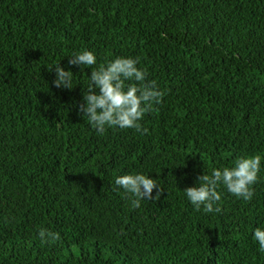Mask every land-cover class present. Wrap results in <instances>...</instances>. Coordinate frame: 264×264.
<instances>
[{
	"label": "trees",
	"instance_id": "1",
	"mask_svg": "<svg viewBox=\"0 0 264 264\" xmlns=\"http://www.w3.org/2000/svg\"><path fill=\"white\" fill-rule=\"evenodd\" d=\"M139 58L164 92L139 123L103 135L78 112L91 68ZM73 89L52 83L55 65ZM53 67L52 71L51 68ZM261 156L250 201L220 213L183 190ZM164 189L133 209L115 178ZM156 190H153L155 196ZM264 0H0V264H264ZM40 228L59 232L41 244Z\"/></svg>",
	"mask_w": 264,
	"mask_h": 264
},
{
	"label": "clouds",
	"instance_id": "2",
	"mask_svg": "<svg viewBox=\"0 0 264 264\" xmlns=\"http://www.w3.org/2000/svg\"><path fill=\"white\" fill-rule=\"evenodd\" d=\"M69 65L91 68L87 89H83V103L77 105L78 112L86 117L89 124L103 135L108 128H132L142 135L148 129L139 123L150 112L153 104L162 102L164 92L159 90L156 81L146 82V70L137 67L139 58L117 57L97 66L96 55L89 50L74 53ZM53 84L59 89H73V72L65 70L60 63L55 66ZM53 67L50 71H52ZM261 156H238L232 167L212 169L197 177L195 186L183 190L195 210L203 208L205 213H220V186L232 195L250 201L254 195V184L258 182ZM115 185L123 189L131 207L137 209L141 200H159L164 189L145 174L131 173L117 176ZM156 190L153 196V190ZM38 238L41 244H55L60 241L59 232L40 228ZM253 240L258 242L259 251L264 253V228L255 227Z\"/></svg>",
	"mask_w": 264,
	"mask_h": 264
}]
</instances>
